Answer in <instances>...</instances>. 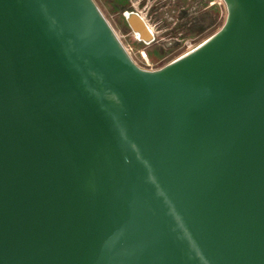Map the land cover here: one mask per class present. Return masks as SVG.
<instances>
[{
  "label": "water",
  "instance_id": "obj_1",
  "mask_svg": "<svg viewBox=\"0 0 264 264\" xmlns=\"http://www.w3.org/2000/svg\"><path fill=\"white\" fill-rule=\"evenodd\" d=\"M223 2L146 70L94 0H0V264H264V0Z\"/></svg>",
  "mask_w": 264,
  "mask_h": 264
},
{
  "label": "rangeland",
  "instance_id": "obj_2",
  "mask_svg": "<svg viewBox=\"0 0 264 264\" xmlns=\"http://www.w3.org/2000/svg\"><path fill=\"white\" fill-rule=\"evenodd\" d=\"M94 2L134 62L147 70L161 68L192 50L219 30L226 18L223 0H128L127 8L118 6L116 0ZM125 9L144 19L154 35L152 43H142L131 32L123 18ZM154 50L161 57H155ZM147 52L152 55L148 57Z\"/></svg>",
  "mask_w": 264,
  "mask_h": 264
},
{
  "label": "trees",
  "instance_id": "obj_3",
  "mask_svg": "<svg viewBox=\"0 0 264 264\" xmlns=\"http://www.w3.org/2000/svg\"><path fill=\"white\" fill-rule=\"evenodd\" d=\"M116 2H117L118 6H122L123 8H127L128 5H129L128 0H116ZM214 8H215L216 11L218 10L217 6H215ZM125 10H128V9H125ZM125 10H123V11H125ZM150 54L152 55V53L147 52V56L148 57H150ZM153 55L155 57H161V56L158 55V52H156L155 50L153 51Z\"/></svg>",
  "mask_w": 264,
  "mask_h": 264
},
{
  "label": "built area",
  "instance_id": "obj_4",
  "mask_svg": "<svg viewBox=\"0 0 264 264\" xmlns=\"http://www.w3.org/2000/svg\"><path fill=\"white\" fill-rule=\"evenodd\" d=\"M150 28V27H149ZM151 30V29H150ZM147 70V69H146Z\"/></svg>",
  "mask_w": 264,
  "mask_h": 264
}]
</instances>
